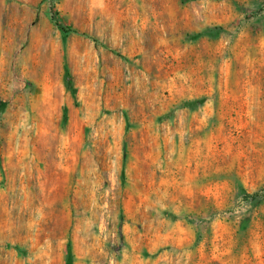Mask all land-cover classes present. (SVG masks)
<instances>
[{"label":"rangeland","instance_id":"obj_1","mask_svg":"<svg viewBox=\"0 0 264 264\" xmlns=\"http://www.w3.org/2000/svg\"><path fill=\"white\" fill-rule=\"evenodd\" d=\"M0 264H264V0H0Z\"/></svg>","mask_w":264,"mask_h":264},{"label":"trees","instance_id":"obj_2","mask_svg":"<svg viewBox=\"0 0 264 264\" xmlns=\"http://www.w3.org/2000/svg\"><path fill=\"white\" fill-rule=\"evenodd\" d=\"M59 29L61 30V31H63V32H65V33H74V30H72L70 27H66V26H59ZM239 191L243 194V196L246 198V199H251V200H259V199H263V196H261V194H258V193H254V194H247L246 192H245V190L242 188V187H240L239 188ZM259 201H261V200H259ZM257 203H259V202H257Z\"/></svg>","mask_w":264,"mask_h":264}]
</instances>
